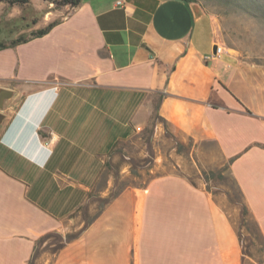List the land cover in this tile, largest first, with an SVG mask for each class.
<instances>
[{
	"label": "crops",
	"instance_id": "1",
	"mask_svg": "<svg viewBox=\"0 0 264 264\" xmlns=\"http://www.w3.org/2000/svg\"><path fill=\"white\" fill-rule=\"evenodd\" d=\"M29 3L17 37L56 23L0 49V264H264L238 230L264 243V64L196 0ZM194 156L227 166L235 214Z\"/></svg>",
	"mask_w": 264,
	"mask_h": 264
},
{
	"label": "rangeland",
	"instance_id": "2",
	"mask_svg": "<svg viewBox=\"0 0 264 264\" xmlns=\"http://www.w3.org/2000/svg\"><path fill=\"white\" fill-rule=\"evenodd\" d=\"M206 11L211 13L217 25V35L224 47L240 58H250L254 62L264 64V0H197ZM23 4V3H22ZM46 4H49L46 3ZM37 5V4H36ZM33 3L19 5L8 2H0V41H8L16 38L20 28H25L24 22L19 18H13L12 14H27L33 8ZM60 7L52 4L51 7ZM41 15V12L38 13ZM17 16V15H16ZM38 18V17H36ZM31 23V20H28ZM20 27V28H19ZM23 32V31H22ZM25 35H28L25 34ZM212 154H216L214 144H209ZM180 150L188 154V147L181 146ZM187 163H194L188 167V177L194 184L201 181L211 182L206 185L213 192L223 191L229 198V213L235 214V203L241 200L240 191L227 170V166L214 167L203 166L209 162L207 159H186ZM195 164L197 167H195ZM206 174L208 178L206 179ZM124 180L123 183H127ZM240 210V209H239ZM241 212V210H240ZM239 234L244 244H250L257 253L264 249L263 240L256 224L251 219H245L239 223ZM253 241V244L251 243ZM250 263V261H247Z\"/></svg>",
	"mask_w": 264,
	"mask_h": 264
},
{
	"label": "trees",
	"instance_id": "3",
	"mask_svg": "<svg viewBox=\"0 0 264 264\" xmlns=\"http://www.w3.org/2000/svg\"><path fill=\"white\" fill-rule=\"evenodd\" d=\"M4 1L11 3V4H21V3L27 2L28 0H0V2H4ZM47 1L49 3L57 5V6L68 5L70 7H76L81 3V0H47ZM55 23L56 22H51L43 28L37 29L35 31H31L29 36H27V37L26 36H19V37L13 38V39L8 40V41H0V49L6 48L9 46H14V45L21 43V42H25L32 37L42 36V35L46 34L53 27V25ZM207 178H208V174H206V179ZM243 211L245 213L247 212V210L244 206H243Z\"/></svg>",
	"mask_w": 264,
	"mask_h": 264
},
{
	"label": "water",
	"instance_id": "4",
	"mask_svg": "<svg viewBox=\"0 0 264 264\" xmlns=\"http://www.w3.org/2000/svg\"><path fill=\"white\" fill-rule=\"evenodd\" d=\"M11 97H12V91H10L6 88L0 89V108H2L3 102L6 99H9ZM3 118H4V114L0 113V123L2 122Z\"/></svg>",
	"mask_w": 264,
	"mask_h": 264
},
{
	"label": "built area",
	"instance_id": "5",
	"mask_svg": "<svg viewBox=\"0 0 264 264\" xmlns=\"http://www.w3.org/2000/svg\"><path fill=\"white\" fill-rule=\"evenodd\" d=\"M222 51H223V47H222V46H219V45H216L215 52L211 54V57L220 54ZM208 57H209V56H207V58H208Z\"/></svg>",
	"mask_w": 264,
	"mask_h": 264
}]
</instances>
